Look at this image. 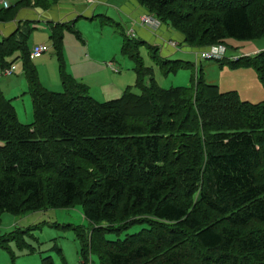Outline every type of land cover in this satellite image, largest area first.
Listing matches in <instances>:
<instances>
[{
    "label": "trees",
    "instance_id": "obj_1",
    "mask_svg": "<svg viewBox=\"0 0 264 264\" xmlns=\"http://www.w3.org/2000/svg\"><path fill=\"white\" fill-rule=\"evenodd\" d=\"M23 1L29 0L19 3ZM58 1L36 3L49 7ZM137 1L170 21L195 46L264 36V0ZM18 7L0 9V21ZM75 21L51 23L59 55L64 28L73 29ZM17 32L0 41V64L11 66L6 58L21 52L34 121L21 122L0 87V221L4 212L77 203L99 225L89 234L78 232L82 254L91 250L96 264L143 259L155 264H264V100L243 99L235 89L222 91L206 80L202 69L189 86L163 89L152 84L141 94L128 87L107 101L97 100L65 72V90L53 91L40 82L30 56L31 30L21 39ZM141 44L163 65H191L163 58L150 43L124 33L122 50L137 62L139 84L152 72L142 65ZM217 61L253 66L264 84V50ZM137 223L143 224L140 230L123 238L106 236ZM157 240L178 244L182 253L172 249L159 257ZM215 249L221 256L210 263L190 262L184 255Z\"/></svg>",
    "mask_w": 264,
    "mask_h": 264
},
{
    "label": "rangeland",
    "instance_id": "obj_2",
    "mask_svg": "<svg viewBox=\"0 0 264 264\" xmlns=\"http://www.w3.org/2000/svg\"><path fill=\"white\" fill-rule=\"evenodd\" d=\"M11 1H14L12 4L17 2V0ZM36 1H33V5L37 4ZM84 2L92 5V0H84ZM96 5L95 19L80 18V20L74 22L73 29L64 28L62 55L58 54L53 45L51 25L45 21L28 23L31 30L30 37L27 39L28 44H40L45 41L49 46V50L41 56L32 57L39 80L47 88L53 91H64L62 74L65 72L77 82L84 83L88 87L89 93L97 100L107 101L120 97L125 88L128 87L138 94L144 92L145 86L151 87L152 84L163 89L186 87L191 84L192 76L200 73L194 67V64L198 63V52L196 51H177L169 59L190 62L191 65H179L176 69H173L174 62L163 65L159 58L153 56V52L148 45L141 44L139 45V52L142 65L146 69H151L152 72L151 74L146 73L142 84H139L137 62L122 50L124 33L131 32L132 21L127 20L126 15L119 9H115L112 3L96 2ZM0 8H3V6L0 5ZM102 12H108L110 16L114 17L115 21L113 22L107 18L104 20L99 17L98 14ZM145 14L151 15L158 21V24H148L149 27L154 29V32L166 31L168 36L171 35L172 31L175 34L179 33L184 40L182 43H186L185 35L175 29L170 21L162 20L153 13L148 12ZM139 17L141 20L142 15H139ZM166 37L163 34V38ZM188 45L199 47L192 44ZM223 45L227 49L226 58L235 60L238 57L254 55L263 51L264 36L246 40L229 37ZM153 46L158 49V54L163 57L159 45L153 44ZM183 47L185 45H181V48ZM84 55H88L89 60H86ZM94 58L103 60L107 70ZM6 60L8 65H15L17 69L13 74L3 75L0 78L1 90L6 98L12 100L19 120L24 123H31L34 121L33 100L29 93V83L25 74L21 52L15 51ZM200 60L202 59L200 58ZM110 61H114L120 68V72L111 71L110 64H108ZM228 62L222 63L216 59L203 60V68L207 67L205 73L208 81L214 80L222 91L238 90L243 99L256 103L263 101L264 84L255 68L246 65L232 67ZM1 70L0 64V72ZM151 77L154 78V83ZM117 84H121L123 89L120 87L118 89ZM106 89H116L117 92L103 99L100 90ZM3 142L0 138V145ZM102 225H111L117 228L115 223L103 222ZM253 225H257V223ZM142 226L143 224L139 223L133 224L120 233L108 232L106 236L111 240L123 238L127 233L137 232ZM154 226L157 227L156 224ZM97 227L99 225L91 223L86 217L83 205L77 203L69 207H47L23 214L4 212L0 221V264H45L46 258L52 259L54 264H96L94 261L97 262V256L95 254L91 255V250H86V255L82 254L83 245L78 232L82 231L89 234L92 228ZM3 238H8V240L3 241ZM186 244L191 249L188 242ZM155 247L157 249L155 253L159 257L169 254L172 249H176L177 253H182L183 250L181 247L178 248V244L174 245L163 242V240H157ZM184 255L188 257L187 261L190 262L202 260L205 263H210L211 261L214 262L215 259H219L221 252L219 249H215L201 253L200 256L194 250H190ZM82 256L85 257L82 258ZM134 264H155V262L143 259L136 261Z\"/></svg>",
    "mask_w": 264,
    "mask_h": 264
},
{
    "label": "crops",
    "instance_id": "obj_3",
    "mask_svg": "<svg viewBox=\"0 0 264 264\" xmlns=\"http://www.w3.org/2000/svg\"><path fill=\"white\" fill-rule=\"evenodd\" d=\"M9 2V7L14 5H19L18 10L16 14H12L11 17H9L5 21H0V37L1 40L4 37L10 36L11 34L17 32L16 36L18 39H21L22 35L29 32L30 28L28 27L29 22L34 21H45L49 25L56 24L58 22H66L71 20H80L82 19H95L94 11L97 8L96 2L109 4L112 3L115 6V9H119L121 12H123L126 15V19L132 21L131 31L135 34L136 38H140L147 43L159 45L161 54L166 59L172 57L177 53V51H196L198 52V63L194 64V67L196 70H203V73L205 75V78L207 79V74L205 73V68H203V60H200L199 53L203 50L202 47H192L191 45H188L184 42L183 37L177 33L175 34L173 31L171 32V35L168 36V32H154V29L149 27L148 25H144L140 21L139 15H143L145 13H148L147 9L143 7L137 0H92V5H88L84 2V0H59L57 3L52 4L49 7L43 6V5H33L34 0H29L27 3L20 4V0H17L15 4H12L13 2L11 0H7ZM95 1V2H94ZM0 5L3 6V8H9L5 7L3 0H0ZM113 7V6H112ZM2 9V8H0ZM99 17L106 20H112L115 21L113 16H110L108 12H102L98 14ZM75 21V22H76ZM120 25V23H118ZM162 34V36H161ZM163 34L164 37L163 38ZM30 37V36H29ZM38 43H33L30 45L32 47L33 45ZM41 44V43H40ZM43 44H47V42L44 41ZM173 44V45H172ZM48 45V44H47ZM181 45H185V47L181 48ZM86 60H89L88 55H84ZM95 61H98L99 64L103 66L105 70H107L106 66L104 65V61L97 60L94 58ZM113 62L114 61H110ZM110 64V63H108ZM115 66H117L114 63ZM118 71L120 72V68L117 66ZM111 71L115 72L111 69ZM1 78V77H0ZM208 81V79H207ZM209 82H214V80H209ZM218 84V83H216ZM118 89L121 87V84H117ZM126 89V88H125ZM119 91V90H118ZM92 92V91H91ZM117 92L116 89L110 90H100L101 97L103 99H106L110 97L109 95L115 94ZM99 97V96H98Z\"/></svg>",
    "mask_w": 264,
    "mask_h": 264
},
{
    "label": "built area",
    "instance_id": "obj_4",
    "mask_svg": "<svg viewBox=\"0 0 264 264\" xmlns=\"http://www.w3.org/2000/svg\"><path fill=\"white\" fill-rule=\"evenodd\" d=\"M4 6L9 7V2L7 0H3ZM141 23L145 25H154L158 24V21L155 20L151 15H142L141 17ZM131 37H134L135 34L133 31L128 33ZM49 50V46L47 44H35L31 47V58L32 57H39L43 53L47 52ZM226 48L222 43L211 45L204 50H202L199 55L201 59L209 60V59H219L223 58L226 53ZM110 68L114 71H118L117 66L114 65L113 62H110ZM17 67L15 65H11L5 68H2L0 72V77L3 75H11L16 71Z\"/></svg>",
    "mask_w": 264,
    "mask_h": 264
},
{
    "label": "bare ground",
    "instance_id": "obj_5",
    "mask_svg": "<svg viewBox=\"0 0 264 264\" xmlns=\"http://www.w3.org/2000/svg\"><path fill=\"white\" fill-rule=\"evenodd\" d=\"M223 58H225V56ZM223 58H219V59H223ZM216 60H218V59H216Z\"/></svg>",
    "mask_w": 264,
    "mask_h": 264
}]
</instances>
